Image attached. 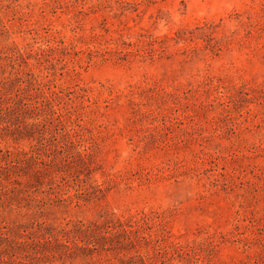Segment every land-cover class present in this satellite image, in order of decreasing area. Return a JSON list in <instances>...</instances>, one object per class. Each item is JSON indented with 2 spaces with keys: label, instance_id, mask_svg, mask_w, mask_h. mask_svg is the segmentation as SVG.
I'll list each match as a JSON object with an SVG mask.
<instances>
[{
  "label": "rangeland",
  "instance_id": "rangeland-1",
  "mask_svg": "<svg viewBox=\"0 0 264 264\" xmlns=\"http://www.w3.org/2000/svg\"><path fill=\"white\" fill-rule=\"evenodd\" d=\"M0 264H264V0H0Z\"/></svg>",
  "mask_w": 264,
  "mask_h": 264
}]
</instances>
